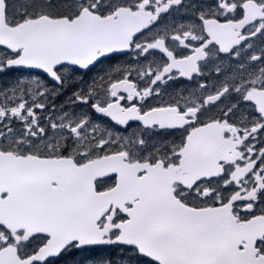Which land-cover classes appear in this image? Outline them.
I'll return each mask as SVG.
<instances>
[{
	"label": "snow or ice",
	"instance_id": "snow-or-ice-1",
	"mask_svg": "<svg viewBox=\"0 0 264 264\" xmlns=\"http://www.w3.org/2000/svg\"><path fill=\"white\" fill-rule=\"evenodd\" d=\"M0 264H264V0H0Z\"/></svg>",
	"mask_w": 264,
	"mask_h": 264
}]
</instances>
